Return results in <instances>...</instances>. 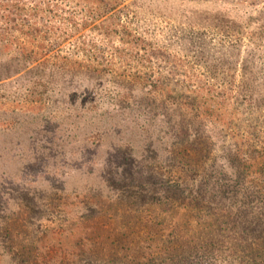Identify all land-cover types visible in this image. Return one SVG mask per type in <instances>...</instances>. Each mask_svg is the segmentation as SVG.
<instances>
[{
    "label": "rangeland",
    "instance_id": "1",
    "mask_svg": "<svg viewBox=\"0 0 264 264\" xmlns=\"http://www.w3.org/2000/svg\"><path fill=\"white\" fill-rule=\"evenodd\" d=\"M98 1L109 0L74 2V21L118 31H88L93 52L72 54L67 43L60 55L91 60L99 75L76 88L60 77L56 102L42 110L0 100V264H111L121 232L154 255L136 254L134 264L161 263L169 231L142 242L132 229L151 213L116 228L103 198L109 174L128 172L132 157L144 175L180 164L173 153L205 149L217 182L222 171L264 201V0H119L101 17ZM258 215L245 237L230 233L233 248L217 264H237L232 253L253 242L264 247ZM20 246L27 252L11 255Z\"/></svg>",
    "mask_w": 264,
    "mask_h": 264
},
{
    "label": "trees",
    "instance_id": "2",
    "mask_svg": "<svg viewBox=\"0 0 264 264\" xmlns=\"http://www.w3.org/2000/svg\"><path fill=\"white\" fill-rule=\"evenodd\" d=\"M79 1L0 0L1 101L27 105L30 111L42 110L56 102L53 88L60 77H71L76 88L81 85L83 77L93 79V74L99 75L100 69L91 60L89 64L72 59L70 54L60 55L67 43L72 54L87 56L93 52L88 48V31L96 35H103L108 29L109 34L112 29L118 31L111 22L107 26L74 21L76 16L71 7ZM98 2L100 4L94 8V12H100L96 14L98 17L119 4V0ZM109 16L115 18L113 14ZM118 28L124 35L128 27L120 25ZM79 96L75 91L71 100ZM204 150L191 147L183 149L182 153H173L170 158L175 160L178 156L180 164L151 169L144 175L133 172L136 163L133 157L130 172L108 173L113 181H105L109 192L103 198L113 203L111 211L116 228L120 223L131 228L135 212L140 215L149 211V218L143 217L146 220L139 225L140 228H131L136 235L144 237L141 241L150 236L159 238L162 231H169L166 238L159 240L160 248L156 254L162 261L159 264H217L224 261L225 252L222 250L233 248L230 233L237 230L245 237L249 234L246 227L257 222L258 214L264 210V201L250 197L254 191L248 185L245 195V185L232 183L230 176L222 171L217 174L222 175L224 181L217 182L215 170L204 163L209 159V155L202 156ZM241 173H244L243 165ZM97 195L102 197L100 193ZM94 206L98 209L94 216H98L101 205ZM250 233L256 237L254 228ZM121 234L125 235L119 241L123 246L117 250L120 255L111 264H134L136 254H141L144 261L154 256L147 254L144 248L136 249L137 245L133 246L130 241L133 235ZM251 245H247L248 249L247 246L243 248L242 256L236 251L232 253L237 264H264L263 245L258 241ZM25 252V246L10 251L11 255L19 256ZM163 255L168 257L165 263Z\"/></svg>",
    "mask_w": 264,
    "mask_h": 264
}]
</instances>
